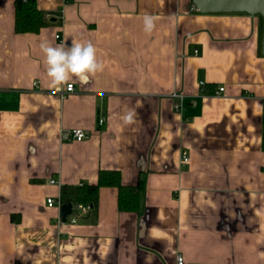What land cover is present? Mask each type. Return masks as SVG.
<instances>
[{
	"label": "crops",
	"instance_id": "1",
	"mask_svg": "<svg viewBox=\"0 0 264 264\" xmlns=\"http://www.w3.org/2000/svg\"><path fill=\"white\" fill-rule=\"evenodd\" d=\"M37 4L50 23L17 33L15 0H0V264H264V17L192 0ZM73 40L104 69L61 98L39 45ZM102 170L142 181L139 210L103 186L95 211L60 223L47 198Z\"/></svg>",
	"mask_w": 264,
	"mask_h": 264
},
{
	"label": "trees",
	"instance_id": "2",
	"mask_svg": "<svg viewBox=\"0 0 264 264\" xmlns=\"http://www.w3.org/2000/svg\"><path fill=\"white\" fill-rule=\"evenodd\" d=\"M67 2L71 0H66ZM17 33L39 32L47 26L50 20L45 12L38 7L37 0H15ZM103 186L118 188V206L122 211H138L141 205L143 183L124 185L121 175L116 170H102L99 173L98 184L83 183L79 185H63L61 189L64 202H79L90 206L95 211L98 204L99 191Z\"/></svg>",
	"mask_w": 264,
	"mask_h": 264
},
{
	"label": "clouds",
	"instance_id": "3",
	"mask_svg": "<svg viewBox=\"0 0 264 264\" xmlns=\"http://www.w3.org/2000/svg\"><path fill=\"white\" fill-rule=\"evenodd\" d=\"M143 23L144 31L151 34L155 28V17L145 15ZM39 47L44 55L46 74L52 88H60L73 78L87 83L92 76L104 69V64L97 58L96 48L90 41L82 43L73 40L71 46H53L50 42L43 41ZM135 116L134 110H128L122 121L125 125L132 124ZM177 264H182V257L177 258Z\"/></svg>",
	"mask_w": 264,
	"mask_h": 264
},
{
	"label": "built area",
	"instance_id": "4",
	"mask_svg": "<svg viewBox=\"0 0 264 264\" xmlns=\"http://www.w3.org/2000/svg\"><path fill=\"white\" fill-rule=\"evenodd\" d=\"M56 38H59V36H56ZM200 85H205L203 81L200 82ZM225 88L220 86L218 90L214 91V95L219 96L222 92H224ZM75 91V85L72 82H68L67 84L63 85L59 91L58 94L61 98H65L68 94ZM174 97H179V94H174ZM104 122V118L99 119V123L102 124ZM69 136L72 141H82L87 138V133L85 129L82 128H73L69 131ZM182 161L184 163L189 161V156L186 151L182 153ZM50 183L54 185H60L59 182L55 179H51ZM62 187V186H60ZM62 189V188H61ZM47 206L49 207H56L61 211V208L64 204L67 202H64L62 200V194H60L57 197H48L46 200ZM72 203V212L67 216L70 217V219L63 221L62 217L59 219V222L63 224L66 222H69L71 224H74L78 221L80 217L86 216L91 212V208L88 205L79 203V202H71ZM66 217V219H67ZM178 257H182L181 255H178ZM182 264H184V258L182 257Z\"/></svg>",
	"mask_w": 264,
	"mask_h": 264
},
{
	"label": "water",
	"instance_id": "5",
	"mask_svg": "<svg viewBox=\"0 0 264 264\" xmlns=\"http://www.w3.org/2000/svg\"><path fill=\"white\" fill-rule=\"evenodd\" d=\"M194 7L200 13H233L245 12L250 15L259 14L264 17V0H192ZM55 20V19H53ZM264 20V18H263ZM262 54H264V33L262 43ZM72 212V203H66L61 208L62 220Z\"/></svg>",
	"mask_w": 264,
	"mask_h": 264
}]
</instances>
